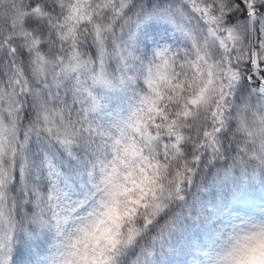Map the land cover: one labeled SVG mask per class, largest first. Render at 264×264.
<instances>
[{"label": "snow or ice", "instance_id": "6c2138e0", "mask_svg": "<svg viewBox=\"0 0 264 264\" xmlns=\"http://www.w3.org/2000/svg\"><path fill=\"white\" fill-rule=\"evenodd\" d=\"M0 264H264V0H0Z\"/></svg>", "mask_w": 264, "mask_h": 264}]
</instances>
